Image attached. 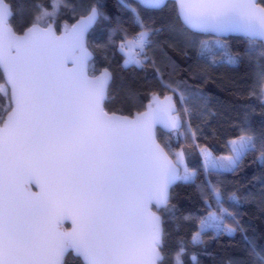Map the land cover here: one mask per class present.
<instances>
[{"label": "snow or ice", "instance_id": "6c2138e0", "mask_svg": "<svg viewBox=\"0 0 264 264\" xmlns=\"http://www.w3.org/2000/svg\"><path fill=\"white\" fill-rule=\"evenodd\" d=\"M118 3L139 31L129 35L117 24L97 48L114 49L123 58L122 68L154 69L171 93L161 98L148 92L147 102L128 114L107 107L111 60L105 55L106 66L97 69L89 50L90 29L109 19L102 5L93 2L78 10L72 0L34 3L30 21L18 28L11 4L0 0V97L5 101L0 103V264H66L69 253L82 264H163L164 215L175 219L177 210L171 189L178 182L195 183L198 172L188 167L183 147L173 150L158 142L157 129L177 138L191 133L195 139L197 133L183 117L205 98L182 82L163 81L150 55L153 37L176 33L177 25L194 35L212 34L211 43L185 40L210 65L251 58L257 46L264 56V0H172L173 20L160 27L126 0ZM137 3L159 10L166 0ZM68 13L74 22L61 24L60 16ZM226 34L243 37L245 51L233 52ZM256 77L264 105V66ZM239 127L240 134L226 142L228 154L201 148L205 179L197 188L209 210L198 218L183 216L197 220L193 246L204 243L208 231L218 237L239 229L238 214L225 201L241 198L236 192L225 197L208 179L235 172L258 145L264 162V134L257 136L247 118ZM248 243L249 256L264 264V253ZM184 253L181 243L174 264H182ZM191 259L197 264L195 254Z\"/></svg>", "mask_w": 264, "mask_h": 264}, {"label": "trees", "instance_id": "16d2710c", "mask_svg": "<svg viewBox=\"0 0 264 264\" xmlns=\"http://www.w3.org/2000/svg\"><path fill=\"white\" fill-rule=\"evenodd\" d=\"M7 2L11 4L15 13L12 23L22 28L31 19L34 3L47 2V0H7ZM72 2L78 6V10L98 2L102 5L101 11L109 17L108 20H99L87 37L97 69L106 66L105 55L111 60L113 80L107 105L109 109H122L124 114H128L147 102L148 92L155 91L161 96L170 94L162 87L154 69L143 71L131 67L122 68L123 58L119 53L114 54V49L111 48L106 53L97 48V45L107 41L109 29L115 28L117 24L126 29L129 35L139 31L132 21L131 13L121 7L118 0H72ZM126 2L137 7L146 20L152 17L155 27L173 20L172 1L166 2V5L159 10H148L132 0ZM59 20L61 24L64 20H68L69 23L74 22L71 13L61 15ZM119 38L120 35H116L117 41ZM190 38H194L197 42L207 40L211 43L216 37L194 35L177 25L176 33L165 31L153 37L154 43L150 51L164 82L173 84L182 82L185 87L198 91L205 98L204 101L191 106L190 116L183 117L197 133L195 139L192 138L191 133L187 138L184 136L177 138L170 132L157 129L158 141L170 145L173 150L183 147L188 167L198 172L195 183L178 182L171 189V202L177 206V210L175 219L167 214L164 215L163 264H174L173 256L181 243L185 247V253L180 258L182 264H193L191 259L193 254L197 257V264H228L230 260L260 264L248 254V241L254 243L257 250L264 253V162L258 158L259 145L257 151L243 158L235 172H222L208 177L223 191L225 197L228 193L236 192L241 198L238 203L225 201V207L238 214L239 229L234 234L213 237V233L208 231L204 234V243L193 246L191 237L193 232L197 231V220L186 221L183 216L191 214L198 218L206 215L209 210L197 188V185L205 179L201 148L206 146L214 155L228 154L226 142L240 134L239 126L245 118L257 136L264 134V105L259 99L260 85L256 77L261 66H264V56L260 55L262 49L257 46L251 58L242 56L239 62L233 65L225 63L210 65L198 58L196 48L186 45L185 40ZM223 38L233 52L243 53L247 47L246 40L241 36ZM3 102L5 101L0 97V103ZM177 106L181 107L179 103ZM212 207L215 209L214 201ZM228 223L232 224V221L229 220ZM65 261L66 264H82V261L71 253L66 255Z\"/></svg>", "mask_w": 264, "mask_h": 264}, {"label": "water", "instance_id": "95a60500", "mask_svg": "<svg viewBox=\"0 0 264 264\" xmlns=\"http://www.w3.org/2000/svg\"><path fill=\"white\" fill-rule=\"evenodd\" d=\"M133 2H135V3H137V0H132ZM168 1H172V0H166V2H168ZM138 4V3H137ZM141 6V5H140ZM141 7H143V6H141ZM143 8H145V7H143ZM94 27V26H93ZM90 31H91V29H90ZM89 31V32H90ZM89 34V33H88ZM201 35H209V36H214V35H212V34H201ZM228 36H240L239 34H226L224 37H228ZM88 37V36H87ZM215 37V36H214ZM90 50V49H89ZM91 51V50H90ZM92 52V51H91ZM94 56V55H93ZM168 95H171V93L170 94H168ZM163 96H161V98H162ZM158 129H161L163 132H168L167 130H165L163 127H161V128H158ZM159 142V141H158ZM33 190L35 191V190H37V189H35V187H33ZM68 225V226H67ZM66 227H68V228H70L71 227V223L70 222H66Z\"/></svg>", "mask_w": 264, "mask_h": 264}, {"label": "rangeland", "instance_id": "374dc122", "mask_svg": "<svg viewBox=\"0 0 264 264\" xmlns=\"http://www.w3.org/2000/svg\"><path fill=\"white\" fill-rule=\"evenodd\" d=\"M221 155H226V154H221ZM216 156H220V155H216Z\"/></svg>", "mask_w": 264, "mask_h": 264}]
</instances>
